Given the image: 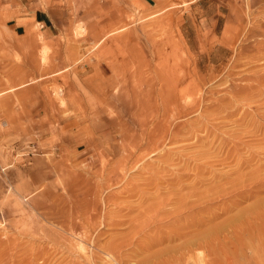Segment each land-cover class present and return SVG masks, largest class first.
Masks as SVG:
<instances>
[{"label":"rangeland","instance_id":"rangeland-1","mask_svg":"<svg viewBox=\"0 0 264 264\" xmlns=\"http://www.w3.org/2000/svg\"><path fill=\"white\" fill-rule=\"evenodd\" d=\"M4 2L0 264H264V0Z\"/></svg>","mask_w":264,"mask_h":264},{"label":"crops","instance_id":"crops-1","mask_svg":"<svg viewBox=\"0 0 264 264\" xmlns=\"http://www.w3.org/2000/svg\"><path fill=\"white\" fill-rule=\"evenodd\" d=\"M59 0H51V4ZM62 2L67 3V5H72L73 13L75 15L79 14H89L93 13V9L97 2H100L101 7L105 9L113 8L114 2L120 4V8H123L125 11L133 12L138 10L140 13H146L151 11L157 4L154 0H61ZM34 4L38 7L41 6V2L37 0H6L4 2L3 9L7 15L14 16L8 26H12L15 31H25L26 27L33 23V19L41 20L43 26H47L45 29V35L47 39H50L52 34V28L47 24L51 21V15L48 10H36L31 12L34 8ZM50 7V4H49ZM54 4L51 6V9H54ZM59 9V6H56ZM64 13L65 8H60ZM53 11V10H52ZM54 13V12H53ZM17 15V16H16ZM96 74L99 77L107 78L109 77V67L105 64H101L96 69Z\"/></svg>","mask_w":264,"mask_h":264},{"label":"bare ground","instance_id":"bare-ground-1","mask_svg":"<svg viewBox=\"0 0 264 264\" xmlns=\"http://www.w3.org/2000/svg\"><path fill=\"white\" fill-rule=\"evenodd\" d=\"M82 30V27H80V29H78V31H81ZM83 31V30H82ZM188 174V173H187ZM264 182V181H263ZM258 185H261V184H258ZM263 186V185H262ZM194 188V187H193ZM157 189V188H156ZM257 191H259V190H257ZM262 191V190H261ZM261 191H259V192H261ZM245 193V192H244ZM243 193V194H244ZM248 193H250V192H248ZM241 194V193H240ZM251 194V193H250ZM254 194V193H253ZM255 194H258V192L257 193H255ZM213 195V194H212ZM249 195V194H248ZM214 196V195H213ZM254 196V195H253ZM258 196V195H257ZM247 197V196H246ZM250 197V196H249ZM252 197V196H251ZM181 198V197H180ZM236 198V197H235ZM241 198H242V195H241ZM243 198H245V197H243ZM248 198V197H247ZM220 199V198H219ZM238 199V198H237ZM246 199V198H245ZM249 199V198H248ZM212 200V199H211ZM208 201L209 202V204H210V202H212V204H210L211 206H215L216 207V204H213V202L215 201V200H213V201ZM236 201V200H235ZM241 201V200H240ZM196 202V201H195ZM219 202V201H218ZM236 203V202H235ZM239 203V202H238ZM163 205H164V203H162ZM204 205H208V203L206 202V203H204ZM233 205H235L234 203H233ZM219 206V205H218ZM237 206V205H236ZM203 207V206H202ZM185 208H187V205H184L183 203L181 204V206L178 208V209H176L175 210V212H173V210H172V215H174V217L172 218V219H175L176 220V224H179L180 222H182L183 220H188V219H190V218H192V216L194 215V213H195V210H192L191 208H190V211H187L186 212V210H184ZM199 209L200 210H202V208H200L199 207ZM223 209V208H222ZM221 209V210H222ZM226 209H227V207H226ZM192 210V211H191ZM204 210V209H203ZM228 211V210H227ZM232 211V210H231ZM223 212H225V211H223ZM167 214V213H166ZM169 214H171V213H169ZM197 214V213H196ZM226 214V213H225ZM214 215V214H213ZM216 215H219V214H216ZM158 217V216H157ZM167 217V216H166ZM171 217V216H170ZM214 217H216V216H211L210 218L208 217L206 220L208 221V220H210L211 221V219H213ZM170 219V218H169ZM203 220V219H202ZM206 220H203V221H200L201 223H204V224H206L207 223V221ZM173 221V220H172ZM209 221V222H210ZM164 222V221H163ZM174 222V221H173ZM199 222V223H200ZM206 222V223H205ZM211 222H213V221H211ZM183 224V223H182ZM185 224V223H184ZM189 225H190V223H188ZM187 224V225H188ZM203 224V225H204ZM187 225L185 224V225H180V227L179 228H182L181 226H185L184 228L187 230V229H190V227H187ZM198 225L199 224H197L196 223V226L195 227H198ZM179 226V225H178ZM200 226V225H199ZM201 227V226H200ZM183 228V229H184ZM199 228V227H198ZM197 228V229H198ZM193 229V228H192ZM180 230V229H179ZM182 231H184V230H182ZM163 232V231H162ZM167 232V231H166ZM179 232V231H178ZM196 232V231H195ZM188 233V232H187ZM194 233V232H193ZM161 235V234H160ZM166 235V234H165ZM188 235H189V237H190V234L188 233V234H184V233H175V234H172V235H169L170 237L168 238L169 239V241H172L173 239H178V238H180V240L179 241H182L181 239H185V238H187L188 237ZM163 236V235H162ZM207 237V233L205 232V233H200V234H195L192 238H195L196 240L195 241H202L203 239H205ZM161 238V237H160ZM159 238V239H160ZM162 240V239H161ZM168 241V240H167ZM177 241V240H176ZM195 241H187V242H185L183 245H184V247H182L183 248V250H185V251H187V252H194V250H197L196 252H199L198 254H200V251L195 247V245H194V243H195ZM154 242V241H153ZM203 243V242H202ZM151 244V243H150ZM148 245V244H147ZM144 246V245H143ZM152 245H149V247H151ZM145 247H148V246H146L145 245ZM145 247L143 248V249H145ZM148 247V248H149ZM81 250L83 251V252H85L86 251V249L81 245ZM141 248V249H142ZM86 254V253H85ZM197 254V255H198ZM88 256V255H87ZM110 256H108V258H109ZM200 259V258H199ZM113 260V259H112ZM194 260H195V258H194ZM198 261V260H197ZM114 262V261H113ZM113 262H111V263H113ZM108 264V263H107ZM110 264V263H109ZM116 264H118V263H116Z\"/></svg>","mask_w":264,"mask_h":264},{"label":"built area","instance_id":"built-area-1","mask_svg":"<svg viewBox=\"0 0 264 264\" xmlns=\"http://www.w3.org/2000/svg\"><path fill=\"white\" fill-rule=\"evenodd\" d=\"M42 28H44V26Z\"/></svg>","mask_w":264,"mask_h":264}]
</instances>
